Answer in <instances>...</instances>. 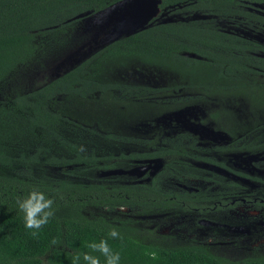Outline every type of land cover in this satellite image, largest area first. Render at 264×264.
I'll return each instance as SVG.
<instances>
[{
	"label": "trees",
	"instance_id": "16d2710c",
	"mask_svg": "<svg viewBox=\"0 0 264 264\" xmlns=\"http://www.w3.org/2000/svg\"><path fill=\"white\" fill-rule=\"evenodd\" d=\"M119 1L0 0V264H72L101 240L119 264H232L197 238L156 235L144 215L264 200V188L179 192L155 177L98 175L158 159L168 175L196 178L198 162L230 169L232 144L244 136L259 131L264 144V40L252 36L264 35V0H157L160 12L183 17L151 21L57 75L30 78L56 27ZM228 99L248 102L243 118L224 116ZM187 111L212 121L229 145L172 134L165 120ZM33 190L54 200L38 236L17 206ZM120 206L134 211L115 213ZM233 264H264V256Z\"/></svg>",
	"mask_w": 264,
	"mask_h": 264
},
{
	"label": "rangeland",
	"instance_id": "374dc122",
	"mask_svg": "<svg viewBox=\"0 0 264 264\" xmlns=\"http://www.w3.org/2000/svg\"><path fill=\"white\" fill-rule=\"evenodd\" d=\"M183 17V13L173 9L160 12L157 0H122L103 10L86 14L73 21L56 27L46 37L42 57L37 70L30 78L39 76L52 77L90 54L93 50L124 34L134 32L151 21H167ZM264 40L263 34L252 35ZM225 100L220 102L224 104ZM225 117L243 118L248 108L247 101H239L238 106L230 105ZM165 126L172 134L196 135L199 140L211 141L214 144L229 145V137L218 129L212 121H206L196 112L187 111L165 120ZM260 132L250 133L230 152L229 168L225 169L208 163H196V178L189 174L169 176L159 174L163 188L173 191L186 189L196 193L229 191L253 193L264 188V144H259ZM261 142L264 139H260ZM229 142V143H228ZM260 146L242 148L245 145ZM161 161L137 162L128 168L101 171L102 177L112 176L117 180L119 175L128 174L127 181L148 178L147 173L160 171ZM122 171V172H121ZM121 180L124 177L119 178ZM172 183H175L176 186ZM239 203L224 209H212L207 212H166L165 215L146 214L149 228H155L156 235H178L180 240L197 238L210 249L228 259L232 264L256 252L264 256V200L247 201L239 198ZM101 209V208H100ZM105 209V208H104ZM109 209V208H108ZM115 213H132L131 207H119ZM144 218V217H142Z\"/></svg>",
	"mask_w": 264,
	"mask_h": 264
},
{
	"label": "clouds",
	"instance_id": "9594fccd",
	"mask_svg": "<svg viewBox=\"0 0 264 264\" xmlns=\"http://www.w3.org/2000/svg\"><path fill=\"white\" fill-rule=\"evenodd\" d=\"M81 152L86 151L84 146H80ZM54 200L47 198L41 191L33 190L29 192L26 198L17 201V206L20 212L23 213L24 226L32 230L33 236H38L39 230L49 223L54 216L53 210ZM109 235L112 238L118 237V233L112 230ZM52 244H57L56 240ZM89 252L75 254L72 258V264H81V259L84 264H100V257L92 255V253H100L105 258V264H119V253H113L108 246L107 240H101L99 243H90L87 245ZM152 259H156L155 252L149 254Z\"/></svg>",
	"mask_w": 264,
	"mask_h": 264
},
{
	"label": "flooded vegetation",
	"instance_id": "af4514ba",
	"mask_svg": "<svg viewBox=\"0 0 264 264\" xmlns=\"http://www.w3.org/2000/svg\"><path fill=\"white\" fill-rule=\"evenodd\" d=\"M153 160H155V159H150V160H145V161H139V162H151V161H153ZM198 163H199V162H198ZM200 163H202V162H200ZM163 169H164V168H163V164H162V162H161V169H160V171L156 170V171H152V172L147 173L148 178L145 179V180L138 179V180H134V181H127V180L129 179V177H128V174H126V175H124V176H125V179H124V180H115V181L122 182V183H123V182H124V183H143V182L147 183V182H149L151 179H153V177H155V178L161 180V178H159V174L168 175V174L166 173V171H165V172L163 171ZM115 170H116V169H115ZM169 176H175V175H169ZM177 177H181V175H180V176H177ZM162 180H163V179H162ZM162 180H161V181H162ZM172 184H174V185L176 186L175 183H172ZM178 191L180 192V191H182V189L179 188Z\"/></svg>",
	"mask_w": 264,
	"mask_h": 264
},
{
	"label": "water",
	"instance_id": "95a60500",
	"mask_svg": "<svg viewBox=\"0 0 264 264\" xmlns=\"http://www.w3.org/2000/svg\"><path fill=\"white\" fill-rule=\"evenodd\" d=\"M120 2V1H119ZM118 3V2H117ZM112 171V170H111ZM122 172V171H121Z\"/></svg>",
	"mask_w": 264,
	"mask_h": 264
}]
</instances>
